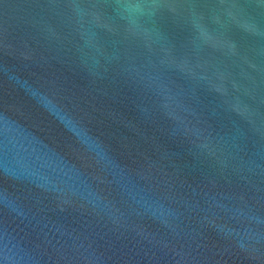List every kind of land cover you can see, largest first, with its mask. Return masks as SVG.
<instances>
[{
	"label": "water",
	"instance_id": "obj_1",
	"mask_svg": "<svg viewBox=\"0 0 264 264\" xmlns=\"http://www.w3.org/2000/svg\"><path fill=\"white\" fill-rule=\"evenodd\" d=\"M0 264H264V0H0Z\"/></svg>",
	"mask_w": 264,
	"mask_h": 264
}]
</instances>
